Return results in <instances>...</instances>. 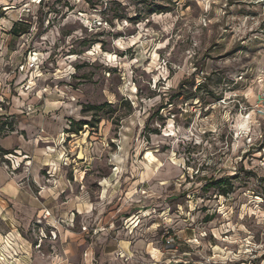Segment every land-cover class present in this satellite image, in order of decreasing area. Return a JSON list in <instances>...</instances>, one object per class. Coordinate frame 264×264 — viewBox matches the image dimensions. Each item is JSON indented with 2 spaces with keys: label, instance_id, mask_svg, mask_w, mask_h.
Wrapping results in <instances>:
<instances>
[{
  "label": "rangeland",
  "instance_id": "rangeland-1",
  "mask_svg": "<svg viewBox=\"0 0 264 264\" xmlns=\"http://www.w3.org/2000/svg\"><path fill=\"white\" fill-rule=\"evenodd\" d=\"M260 98L264 0H0V264H264Z\"/></svg>",
  "mask_w": 264,
  "mask_h": 264
},
{
  "label": "crops",
  "instance_id": "crops-1",
  "mask_svg": "<svg viewBox=\"0 0 264 264\" xmlns=\"http://www.w3.org/2000/svg\"><path fill=\"white\" fill-rule=\"evenodd\" d=\"M16 29L17 28H15L14 30ZM39 123L40 124H36V125H40L41 127H43V130L46 129L45 135H47L51 139L57 136L58 127L56 129L52 128L51 123L48 121H44L43 119H41ZM23 130H26V129H23ZM28 130L34 131L35 127L29 125ZM10 138L11 137L8 136L4 138V140H0V148L4 150H8L11 144L7 140H9ZM50 138H47V139H50ZM35 142L37 143V141ZM18 147H20L21 149H23L24 151L30 154H33L36 157H42L45 154V152L46 153L48 152L49 154L50 152L49 150H53L51 146H47L46 150H43L42 148L41 149L33 148L32 141H30L28 144H25V145L23 144L19 146L18 144ZM6 156H9V153H3V157L7 158ZM7 160L9 162H12L10 159H7ZM48 161H49L48 158L44 159L42 165H44ZM40 163L41 161L39 162V164ZM54 166L56 167L57 164H54ZM11 168L14 170L13 166H11ZM55 170H56L55 172H57L58 169H55ZM33 172H36V170H34ZM22 176L23 175H18V174L14 176H10L4 169L0 167V207H2V205L5 202L9 204H13L14 208L26 214V216L22 218V220L25 221V223L27 222L26 224L28 225L35 219H40L43 213L48 211L50 213L49 216L43 217L44 219L42 220V222L45 221L46 225L47 223L50 224L49 222L52 220H55L58 216L57 214L58 212H56V215H55V211H54L55 206L53 207V205L55 204L56 206L58 205V200H57L58 193L55 194L54 193L55 191L52 192L51 190L47 191L50 195V198L53 201L50 199H42L41 197H37L35 196L34 191L32 190L31 185L29 183L24 181L22 184H19L20 183L19 179H21Z\"/></svg>",
  "mask_w": 264,
  "mask_h": 264
},
{
  "label": "trees",
  "instance_id": "trees-1",
  "mask_svg": "<svg viewBox=\"0 0 264 264\" xmlns=\"http://www.w3.org/2000/svg\"><path fill=\"white\" fill-rule=\"evenodd\" d=\"M102 108V105H100V106H92L90 109H92V110H95V111H97V110H99V109H101ZM89 124H91V123H89V122H87V123H83V122H78L77 123V129L75 128H72L71 129V133H77V132H79L80 130H81V127L82 126H84V125H89ZM92 125V124H91ZM223 183H224V181L223 180H218V181H215V183H212V185H220V186H222L223 185ZM227 193V192H226Z\"/></svg>",
  "mask_w": 264,
  "mask_h": 264
},
{
  "label": "built area",
  "instance_id": "built-area-1",
  "mask_svg": "<svg viewBox=\"0 0 264 264\" xmlns=\"http://www.w3.org/2000/svg\"><path fill=\"white\" fill-rule=\"evenodd\" d=\"M259 105L257 107V114L258 116L262 117L264 116V98L259 99Z\"/></svg>",
  "mask_w": 264,
  "mask_h": 264
},
{
  "label": "bare ground",
  "instance_id": "bare-ground-1",
  "mask_svg": "<svg viewBox=\"0 0 264 264\" xmlns=\"http://www.w3.org/2000/svg\"><path fill=\"white\" fill-rule=\"evenodd\" d=\"M149 156V160L150 162L154 160L153 156L152 155H148ZM166 214V213H165ZM168 216V215H167ZM222 251V250H221Z\"/></svg>",
  "mask_w": 264,
  "mask_h": 264
}]
</instances>
